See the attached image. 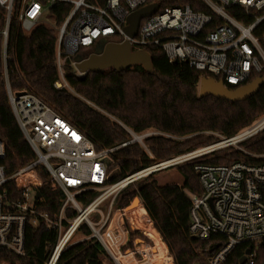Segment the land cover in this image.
I'll use <instances>...</instances> for the list:
<instances>
[{"label": "built area", "instance_id": "1", "mask_svg": "<svg viewBox=\"0 0 264 264\" xmlns=\"http://www.w3.org/2000/svg\"><path fill=\"white\" fill-rule=\"evenodd\" d=\"M211 11H195L188 5L156 9L139 20L136 34L129 38L123 31L127 16L150 0H0L4 10L2 57L8 26L15 20L28 33L44 23L55 29L56 88L66 86L63 70L72 68L76 76L85 73L75 67V58L88 57L98 46L128 39L132 50L160 48L168 62L184 61L203 72L205 77L221 80L228 88L243 86L264 71V32L255 30L264 21V0H201ZM67 5L59 24H54L51 7ZM238 7L251 18L244 23L234 17L229 6ZM157 8V6H156ZM84 49H92L82 55ZM147 52V51H146ZM5 90L13 117L34 153V160L18 167L6 176L0 164V264H22L16 257L24 254L26 226H44L56 232V238L44 264H56L61 252L70 244L92 238L104 249L112 264H174V258L162 240L142 200L136 196L123 207H114L116 195L125 186L152 172L188 161L224 146L236 144L264 127L261 119L230 138L210 146L180 154L155 163L109 183L113 169L108 171L112 153L131 142L141 145L150 132L135 134L131 139L113 147H97L81 130L60 115L36 94L13 91L4 71ZM237 147V146H236ZM0 140V159L4 156ZM263 158L264 154H250ZM110 159V164L105 163ZM48 174L44 180L38 169ZM201 186L200 193L188 192V234L198 240L221 237L205 264H223L233 249L243 246L237 262L255 264L261 257L264 264V161L251 163L234 160L228 164L195 162L193 165ZM13 181L15 197L4 188ZM48 184L59 188L64 200L54 217L38 209L36 191ZM95 190L97 194L87 203L77 195ZM108 199L104 210L102 203ZM75 214L67 216L68 209ZM81 224L89 229L86 235ZM263 245V248L260 247ZM247 251V252H245ZM11 255L13 258L4 255ZM193 264H203L195 262Z\"/></svg>", "mask_w": 264, "mask_h": 264}, {"label": "trees", "instance_id": "2", "mask_svg": "<svg viewBox=\"0 0 264 264\" xmlns=\"http://www.w3.org/2000/svg\"><path fill=\"white\" fill-rule=\"evenodd\" d=\"M97 1L103 3V0ZM150 1L157 3L156 12L165 7L188 5L195 11L211 13L201 0ZM66 8L67 5L63 3L51 7L54 24L60 23ZM228 8L236 19L244 23L251 21L238 7L231 5ZM3 13L0 7V30L3 27ZM263 32L264 21L255 30L256 34ZM55 39V29L51 25L39 23L25 33L13 19L8 26L3 60L0 34V140L5 151L0 164L6 176L34 160L35 156L11 112L4 71L11 90L36 94L88 136L97 147L119 146L130 140L128 130L135 134H142L147 129L158 132L143 137V145L131 142L113 151L108 171L114 166L115 169L108 178L109 183L126 174L215 142L218 138L210 133L230 138L264 114V83L254 94L239 101L214 95L201 97L198 83L205 74L184 61L168 62L163 51L152 46L145 48L150 57L151 71H146L141 64H132L121 71L107 68L76 76L71 66L65 65L63 74L66 86L56 88L54 82L58 79V72L55 64ZM258 76H264V71ZM238 144L247 152L228 145L170 166H175L181 174V184H159L154 178L156 171L141 177L134 185L129 184L119 191L113 206H126L134 196H138L173 255L174 264H205L206 258L221 243V237L214 235L208 240H198L188 234L190 200L187 193L201 192L193 165L195 162L228 164L234 160L251 163L264 161L263 158L250 155L264 154V128ZM38 173L44 180L48 176L42 167ZM4 188L9 197L16 196L12 180H8ZM39 192L40 198L36 202L38 209L54 217L64 200L63 192L48 184L40 188ZM96 194L97 191L88 190L78 194L77 199L84 204ZM74 214L73 209H68V217ZM80 229L86 235L89 234L84 224H81ZM55 238L56 232L44 226H26L24 254L16 257L17 260L22 264H44ZM260 247L263 248V245ZM242 251L243 246L233 249L223 264H238ZM4 256L13 258L7 254ZM261 260L258 257L255 264H261ZM56 264L112 262L101 245L88 238L68 245Z\"/></svg>", "mask_w": 264, "mask_h": 264}, {"label": "water", "instance_id": "3", "mask_svg": "<svg viewBox=\"0 0 264 264\" xmlns=\"http://www.w3.org/2000/svg\"><path fill=\"white\" fill-rule=\"evenodd\" d=\"M156 2H151L137 10L132 11L127 16V25L123 28L124 33L129 37L136 34L139 20L155 11ZM75 67L78 71L86 73L88 71H98L112 68L121 71L132 64H141L146 71H151L149 54L144 50H132L128 39L121 42H108L103 46H98L95 51L83 60L75 58ZM264 83V76L256 77L247 84L228 88L223 85L221 80H215L211 77L202 76L198 83L199 96L214 95L218 98H225L230 101H239L254 94L259 86ZM105 163L110 164V159L105 158ZM40 192L36 191V198H39ZM247 252V251H245ZM245 259L242 256L239 259L241 264Z\"/></svg>", "mask_w": 264, "mask_h": 264}, {"label": "rangeland", "instance_id": "4", "mask_svg": "<svg viewBox=\"0 0 264 264\" xmlns=\"http://www.w3.org/2000/svg\"><path fill=\"white\" fill-rule=\"evenodd\" d=\"M92 51V49H84V50H82L81 51V54L82 55H86V54H88L89 52H91ZM261 117H263V115L262 116H260L257 120H259V119H261ZM257 120H255V121H257ZM254 121V122H255ZM253 122V123H254ZM252 123V124H253ZM251 124V125H252ZM246 128V127H245ZM264 128V127H263ZM244 129V128H243ZM243 129H241L239 132H241ZM147 132H150L151 134H154V133H158V132H156L155 130H153V129H147L146 130ZM238 132V133H239ZM259 132V131H258ZM257 132V133H258ZM237 133V134H238ZM210 134H214L218 139L215 141V142H212V143H210V144H206V145H204V146H201V147H198V148H196V149H194V150H198V149H201V148H204V147H207V146H210V145H212L213 143H216V142H218V141H220V140H222V136H220L219 134H217V133H210ZM251 137V136H250ZM249 138V137H248ZM245 139H247V138H245ZM245 139H243V140H245ZM242 141V140H241ZM134 142H136V141H134ZM240 142V141H239ZM238 142V143H239ZM236 144V146H234V148H239V149H242L243 150V152H247L241 145H239V144ZM193 150V151H194ZM217 150V149H216ZM192 151V150H191ZM190 151V152H191ZM209 153V152H208ZM207 154V153H206ZM250 154V153H249ZM113 167V166H112ZM111 167V168H112ZM112 169H115V166L112 168ZM154 178L157 180V182L159 183V184H163V183H177V184H181V182H182V179H181V174L177 171V169L175 168V166H173V167H168V168H165V169H163V170H160V171H156L155 173H154ZM130 185H134V183H132V184H130ZM136 196H134L133 198H132V200H131V203L133 202V200L135 199V201H136V198H135ZM107 204H108V199H106L103 203H102V205H101V209L102 210H104L105 209V207L107 206ZM132 204H135V202L134 203H132ZM104 261V263H106V261L107 260H103Z\"/></svg>", "mask_w": 264, "mask_h": 264}, {"label": "bare ground", "instance_id": "5", "mask_svg": "<svg viewBox=\"0 0 264 264\" xmlns=\"http://www.w3.org/2000/svg\"><path fill=\"white\" fill-rule=\"evenodd\" d=\"M134 202L136 203L135 199L133 200V203H134Z\"/></svg>", "mask_w": 264, "mask_h": 264}]
</instances>
